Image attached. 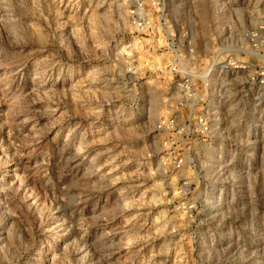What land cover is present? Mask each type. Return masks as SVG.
Instances as JSON below:
<instances>
[{
  "label": "rangeland",
  "instance_id": "obj_1",
  "mask_svg": "<svg viewBox=\"0 0 264 264\" xmlns=\"http://www.w3.org/2000/svg\"><path fill=\"white\" fill-rule=\"evenodd\" d=\"M165 14L210 70V134L180 145L178 171L156 127L187 109L126 56V0H0V264H264V86L217 66L248 58L264 0H167Z\"/></svg>",
  "mask_w": 264,
  "mask_h": 264
},
{
  "label": "built area",
  "instance_id": "obj_2",
  "mask_svg": "<svg viewBox=\"0 0 264 264\" xmlns=\"http://www.w3.org/2000/svg\"><path fill=\"white\" fill-rule=\"evenodd\" d=\"M167 0H126L128 3V16L134 37L127 42L124 50L127 57H136L141 54L142 65L149 70L159 71L169 82L173 89L174 97L169 99L175 108L187 109L186 115L181 111L169 112L157 124L156 130L161 134V150L159 151L160 164L171 170L178 171L185 164V155L180 145L184 147L205 140L210 134L211 122L208 118L203 103L205 92L209 85L207 70L202 76L196 69V54L188 31L178 34L167 24L165 2ZM158 13V15H154ZM156 20V22H154ZM243 39L248 45L242 49L249 54L248 58L239 60L230 56L217 64L221 70L248 73V85L264 86V62L252 65L250 57H258L260 49L264 47V25L256 26L245 32ZM154 47L152 48V46ZM163 61L162 65L155 61ZM219 58V57H218ZM160 61V62H161ZM131 68L134 69L133 64ZM201 76V77H200ZM173 108V107H171ZM196 109H199L196 111Z\"/></svg>",
  "mask_w": 264,
  "mask_h": 264
},
{
  "label": "bare ground",
  "instance_id": "obj_3",
  "mask_svg": "<svg viewBox=\"0 0 264 264\" xmlns=\"http://www.w3.org/2000/svg\"><path fill=\"white\" fill-rule=\"evenodd\" d=\"M212 101V100H211Z\"/></svg>",
  "mask_w": 264,
  "mask_h": 264
}]
</instances>
